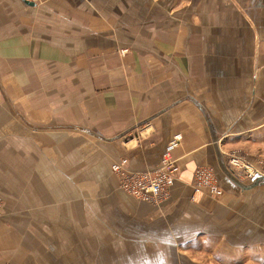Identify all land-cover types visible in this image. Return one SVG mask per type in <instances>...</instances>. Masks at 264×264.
<instances>
[{
    "label": "crops",
    "instance_id": "crops-1",
    "mask_svg": "<svg viewBox=\"0 0 264 264\" xmlns=\"http://www.w3.org/2000/svg\"><path fill=\"white\" fill-rule=\"evenodd\" d=\"M175 136L170 198L123 191ZM230 154L264 161V0H0V264H264Z\"/></svg>",
    "mask_w": 264,
    "mask_h": 264
},
{
    "label": "built area",
    "instance_id": "built-area-1",
    "mask_svg": "<svg viewBox=\"0 0 264 264\" xmlns=\"http://www.w3.org/2000/svg\"><path fill=\"white\" fill-rule=\"evenodd\" d=\"M31 1L41 3L45 0ZM179 139V136H175L170 142L159 165L155 168L141 171L129 170L126 157L114 162L112 171L119 179L120 188L140 200L155 205H160L168 200L180 169L177 160L171 154V150L177 146ZM228 157L229 169L242 181L252 180L256 175L264 174L261 173L263 172L262 160L252 165L239 154H230ZM193 190L195 194L207 191L214 198L220 197L224 192L215 169L210 166H200L195 170ZM3 205V201L0 199V216Z\"/></svg>",
    "mask_w": 264,
    "mask_h": 264
},
{
    "label": "water",
    "instance_id": "water-1",
    "mask_svg": "<svg viewBox=\"0 0 264 264\" xmlns=\"http://www.w3.org/2000/svg\"><path fill=\"white\" fill-rule=\"evenodd\" d=\"M25 3L28 5H34L35 3L29 0H24ZM223 171L227 178L235 184L237 187L241 188L242 190H249L252 188H255L259 186L260 184L264 183V174H258L256 175L250 183H245L242 180H240L230 169L229 167H226L223 165Z\"/></svg>",
    "mask_w": 264,
    "mask_h": 264
},
{
    "label": "rangeland",
    "instance_id": "rangeland-1",
    "mask_svg": "<svg viewBox=\"0 0 264 264\" xmlns=\"http://www.w3.org/2000/svg\"><path fill=\"white\" fill-rule=\"evenodd\" d=\"M262 171H263V172H261V173H264V161H263V168H262Z\"/></svg>",
    "mask_w": 264,
    "mask_h": 264
}]
</instances>
